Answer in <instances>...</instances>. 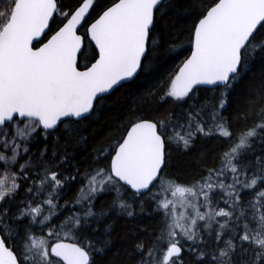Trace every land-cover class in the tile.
<instances>
[{
  "label": "snow or ice",
  "instance_id": "6c2138e0",
  "mask_svg": "<svg viewBox=\"0 0 264 264\" xmlns=\"http://www.w3.org/2000/svg\"><path fill=\"white\" fill-rule=\"evenodd\" d=\"M184 7L187 48L176 37L165 51L188 54L161 84L128 89L126 115L88 153L82 122L154 70L158 22L181 0H0V264H96L111 244L100 225L149 202L162 219L134 244L135 264H264V71L236 110L252 124L233 133L223 114L264 65V0ZM202 87L213 95L201 99ZM170 101L191 103L177 118L160 111ZM197 136L223 139L218 165L191 182L169 177L170 147L188 151Z\"/></svg>",
  "mask_w": 264,
  "mask_h": 264
},
{
  "label": "trees",
  "instance_id": "16d2710c",
  "mask_svg": "<svg viewBox=\"0 0 264 264\" xmlns=\"http://www.w3.org/2000/svg\"><path fill=\"white\" fill-rule=\"evenodd\" d=\"M184 7V0H181V8L170 12L164 17L163 20L158 22L160 29V36L164 43L161 44L159 49V59L155 60L154 70L151 73L143 72L136 78L126 89H117L106 100L104 106L94 113L88 120L83 121L85 131L84 136L88 137V145L86 146L87 152L91 153L93 149L100 147L104 144L107 138L112 135L116 127L117 117L123 118L126 115L125 96L128 89H134L140 86L158 85L166 80L171 72L176 70L177 65L183 60L184 56L188 53L183 49L180 54L166 53V48L169 46L168 42L176 37L180 41H185V48H187V27L190 19L184 15L187 11ZM95 11L92 13L95 16ZM91 19V17H89ZM264 71V65L257 59L251 66V71L240 81L239 85L235 88L231 98L230 104L224 111V116L229 117L232 121L231 131L237 133L240 130L250 126L254 117L249 116L248 120H236V110L239 107L241 110L245 107V101L241 93L245 90L247 83L254 77H259L260 73ZM159 90V89H158ZM201 99L211 97L212 91H207L203 87L198 93ZM188 103H174L169 102L163 104L160 108L161 112L164 110H171L177 114V118L181 112H185L188 108ZM224 143L222 138H209L197 136L193 147L188 151H183L172 145L169 149L168 167L165 169L169 177H173L178 181L185 183L191 182L203 174V171L208 167L218 165L215 159L218 152L223 149L220 145ZM77 159H81L80 156ZM82 166L81 171H83ZM80 186L79 180L72 184L67 195H65L59 203L62 205L66 200H70L76 193ZM23 195V193H21ZM244 201L247 202L251 199L250 195H244ZM111 200V194L102 196L96 201L97 210L100 209L102 202ZM221 206H223L221 204ZM155 205L149 202L145 211L142 213L137 204L136 215L127 217L126 215H118L115 211L107 218L104 223L100 225V230H103L104 224L112 226L110 246L104 251L103 254L94 256L96 264H135L134 260L129 259L133 246L138 241L150 242L154 235L159 231V221L162 219L160 215L154 214L153 209ZM67 215V212L64 213ZM61 219L63 217H60ZM138 259V257H137ZM187 259V255H185Z\"/></svg>",
  "mask_w": 264,
  "mask_h": 264
}]
</instances>
